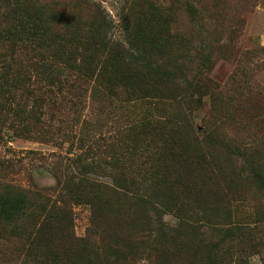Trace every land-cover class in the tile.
<instances>
[{"label":"trees","instance_id":"1","mask_svg":"<svg viewBox=\"0 0 264 264\" xmlns=\"http://www.w3.org/2000/svg\"><path fill=\"white\" fill-rule=\"evenodd\" d=\"M191 2L181 0L199 34H187L172 9L133 0L116 38L114 22L92 0H0V106L13 95L29 99L26 78L34 74L49 81L33 98L35 108L47 106L60 84L71 93L77 88L80 100L89 93L99 112L122 110L127 120L117 136L98 139L107 124L84 118L81 102L74 142L80 153L62 159L77 175L65 178L55 199L1 191L0 227L19 230L24 264H235L237 255L238 264H249L245 250L264 247L263 237L257 240L264 226V140L249 144L231 120L198 131L190 108L200 84L216 102L235 92L231 81L222 86L206 77L224 51L219 40L206 39L207 27L227 33L229 12L219 8L221 0ZM6 121L0 114V131ZM27 125L39 133L32 117ZM100 141L111 144L103 149ZM101 165L110 169L101 172ZM106 177L111 181L100 179ZM249 199L251 218L234 222L235 207ZM76 205L91 209L84 238L75 235ZM166 213L181 223L168 226ZM201 214L222 245L195 222Z\"/></svg>","mask_w":264,"mask_h":264},{"label":"rangeland","instance_id":"2","mask_svg":"<svg viewBox=\"0 0 264 264\" xmlns=\"http://www.w3.org/2000/svg\"><path fill=\"white\" fill-rule=\"evenodd\" d=\"M92 1L98 3L106 12L108 19L114 22L112 33L115 34V37L122 38L123 10L130 7L133 0L130 6H128L127 0ZM134 1L139 2V0ZM147 1L157 4L162 11L172 9V12H175V17L178 14L177 21L187 34L201 33L196 28L197 22L193 20L195 17L186 12V6L181 3V0ZM191 1L196 6L195 0ZM221 2L219 8L222 7L229 12L226 19L230 30L223 35H217L214 34L217 30L215 26L207 27L206 39L210 43L219 40V49L224 51L221 55L215 54L214 67L206 77L210 78L213 83L222 86L231 81L229 90L235 92L229 93L226 97L216 98V102L207 86L203 87L204 84H200L199 87H196L190 101L192 118L194 126L201 132L215 124L228 123L231 120L234 125L229 122L230 126L237 127L239 137L250 144L253 140H264V0H221ZM207 5L208 3L201 7ZM202 14L208 24L210 15L205 12ZM70 73L72 72L68 71L65 74L69 75ZM71 78L69 76V79ZM26 79L27 81L32 80L31 85L28 82V89H33L32 96L29 99L21 98L25 100L23 103L20 97L15 98L16 95H13L7 98L8 101H13L12 105L11 102L6 103L7 100H4L0 106L1 116L7 120L3 122L0 131V194L5 190L14 194L16 191L24 189L36 194L46 195L47 192L52 194L55 199L61 192V184L64 183L65 178L77 175L75 170L72 171L71 168L64 165L62 159L68 157L74 159L80 153V149L74 145L79 133V126L75 119L79 114L78 109L84 107L81 113L87 120L89 119L93 123L100 121V124H107L102 125L100 131L97 129L98 139L101 136V138L117 136L118 131L115 128L124 130L127 120L122 116V110L113 112L110 108V116L107 114V109L99 112L89 93L80 100L77 88L73 89L74 91L71 93L72 90L69 89L72 87L64 89V86L60 84L59 89L55 88V94L47 106L44 104L41 105V108H35L33 98L38 96L37 93L40 91L46 92V84H49V81L46 77L34 74H29ZM77 102L80 103V106ZM141 110V107L137 110L139 118L144 115L140 114ZM29 117H32V121H37L39 125L40 121L42 122L38 130L39 133L33 132L28 127L27 119ZM103 130L104 134L99 135ZM231 134L233 135V133ZM120 136L118 135V137ZM100 143L103 149H106L110 146L111 141H100ZM101 168L102 170H99L101 172L110 169L107 165H103V167L101 165ZM100 179L111 181L107 177ZM33 197L35 200L39 198L34 195ZM254 198L262 200L263 196L254 194ZM39 200L45 199L39 198ZM254 209V202L250 199L247 202H240L239 209L237 210L235 207L233 221L242 223L241 218L247 215L250 217ZM72 210L75 235L77 238H84L90 227L91 209L87 205H76ZM163 220L170 227L181 223L180 218L174 213H166ZM194 220L199 227H203L202 231L204 229L208 234H214L213 237L208 236V239L213 238L216 244H221V237L215 236L217 231L216 233L213 231L216 229L208 226L206 220L202 219V214ZM14 226L15 224L0 227V264H24L23 239L19 230L14 229ZM261 229L257 240L261 236L264 239V226ZM256 252H264V247H258L251 251L246 249L242 258H246L250 262L249 264H264V254L260 256ZM238 258L237 255L235 264H238ZM138 264L148 263L143 260Z\"/></svg>","mask_w":264,"mask_h":264}]
</instances>
